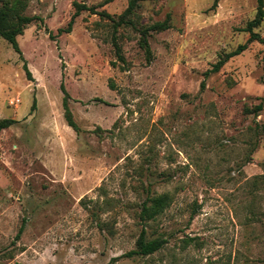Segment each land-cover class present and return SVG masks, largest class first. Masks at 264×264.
<instances>
[{"label":"rangeland","instance_id":"1","mask_svg":"<svg viewBox=\"0 0 264 264\" xmlns=\"http://www.w3.org/2000/svg\"><path fill=\"white\" fill-rule=\"evenodd\" d=\"M213 1H21L39 19L22 58L0 37V264H264V45L205 75L257 3ZM163 193L144 226L163 247L127 256Z\"/></svg>","mask_w":264,"mask_h":264},{"label":"trees","instance_id":"2","mask_svg":"<svg viewBox=\"0 0 264 264\" xmlns=\"http://www.w3.org/2000/svg\"><path fill=\"white\" fill-rule=\"evenodd\" d=\"M21 1L23 2V0ZM21 1L19 3L15 2V4L13 3L11 5L9 4L0 5V37L9 42L13 50L19 55L20 58H22V53L17 42V36L23 34V30L26 26L39 19L37 16H27L22 14L24 7L21 8L20 5ZM139 1L141 0H130L125 13L133 12L134 8L137 6ZM217 1L218 0H214L210 8L214 9L217 6ZM256 3H257L256 15L253 19L249 20L246 23L243 29L244 31L249 33V37L247 38L245 43L239 44L235 50L228 53L223 59H220L216 63H214L212 69L206 71L205 75H208L209 73L212 72H217L229 58L239 55L245 49H247L248 45L251 42L258 41L264 45V38L254 30L256 27H258L261 24L264 18V0H256ZM101 14L108 18H111V16H109L106 13H101ZM72 22H73V18L70 20L69 27L67 29H70ZM117 25L119 24L117 23ZM152 27L153 29L156 30H163L168 28L165 22L155 23ZM147 51H149V47H147ZM262 62H263V70H264V54L262 56ZM23 68L25 70L27 79L30 80L31 74L25 63L23 64ZM203 85L204 84L202 82L201 87H203ZM68 98H69L68 94L65 93L62 100L64 118L67 122V125L77 131L78 127L72 118V114L68 105ZM32 107H34V104L32 105ZM262 109L263 106L262 103L260 102L252 108V113L254 115H258V113ZM14 122L15 120L13 119L0 120V130L9 127ZM171 200L172 197L170 196L169 193L146 196L138 212V219L143 224V226L136 239L135 248L130 250L128 253H126L127 256H135V255L149 256L159 251L163 247L165 240L162 238L148 239L146 229L144 228V226L146 222L155 220L157 216L163 213L164 210L170 206L172 202Z\"/></svg>","mask_w":264,"mask_h":264},{"label":"built area","instance_id":"3","mask_svg":"<svg viewBox=\"0 0 264 264\" xmlns=\"http://www.w3.org/2000/svg\"><path fill=\"white\" fill-rule=\"evenodd\" d=\"M16 103H18V100H15Z\"/></svg>","mask_w":264,"mask_h":264}]
</instances>
